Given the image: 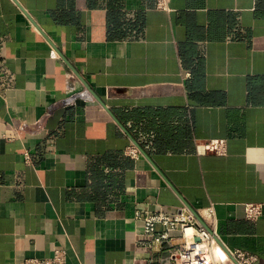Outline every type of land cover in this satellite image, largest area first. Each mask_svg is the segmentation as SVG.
I'll use <instances>...</instances> for the list:
<instances>
[{
  "label": "crops",
  "instance_id": "obj_1",
  "mask_svg": "<svg viewBox=\"0 0 264 264\" xmlns=\"http://www.w3.org/2000/svg\"><path fill=\"white\" fill-rule=\"evenodd\" d=\"M156 3L0 0V264H161L182 206L264 264V0Z\"/></svg>",
  "mask_w": 264,
  "mask_h": 264
},
{
  "label": "built area",
  "instance_id": "obj_2",
  "mask_svg": "<svg viewBox=\"0 0 264 264\" xmlns=\"http://www.w3.org/2000/svg\"><path fill=\"white\" fill-rule=\"evenodd\" d=\"M156 7L170 10V0H157ZM93 101L92 93L83 89L73 91L60 101L64 106L73 105L77 98ZM40 121L38 127L43 123ZM208 152L225 155L228 153V143L225 138L208 139L204 143ZM128 153L138 156L134 147ZM27 161L31 160L30 152L25 153ZM264 205L261 203L245 204V215L248 219H257L263 214ZM136 217L141 220V235L151 245L166 247L161 264H252L257 255L237 249L227 250L220 243L215 224L207 225L200 221L196 214L187 207H178L175 211L161 209L154 212H137ZM222 249L226 258L221 255ZM23 264H67L65 250L56 249L51 257H30Z\"/></svg>",
  "mask_w": 264,
  "mask_h": 264
},
{
  "label": "bare ground",
  "instance_id": "obj_3",
  "mask_svg": "<svg viewBox=\"0 0 264 264\" xmlns=\"http://www.w3.org/2000/svg\"><path fill=\"white\" fill-rule=\"evenodd\" d=\"M219 252L221 253V255H222L223 257H225V258H226V255H225V253L223 252V250H222V249H219Z\"/></svg>",
  "mask_w": 264,
  "mask_h": 264
}]
</instances>
